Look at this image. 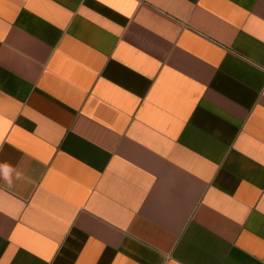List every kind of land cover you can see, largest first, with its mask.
Wrapping results in <instances>:
<instances>
[{
  "label": "crops",
  "instance_id": "crops-1",
  "mask_svg": "<svg viewBox=\"0 0 264 264\" xmlns=\"http://www.w3.org/2000/svg\"><path fill=\"white\" fill-rule=\"evenodd\" d=\"M0 264H264V0H0Z\"/></svg>",
  "mask_w": 264,
  "mask_h": 264
},
{
  "label": "clouds",
  "instance_id": "clouds-1",
  "mask_svg": "<svg viewBox=\"0 0 264 264\" xmlns=\"http://www.w3.org/2000/svg\"><path fill=\"white\" fill-rule=\"evenodd\" d=\"M16 172V170L7 163L0 164V177H2L5 181L11 183L12 173ZM16 176L19 177L20 173L16 172Z\"/></svg>",
  "mask_w": 264,
  "mask_h": 264
}]
</instances>
